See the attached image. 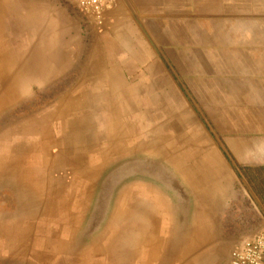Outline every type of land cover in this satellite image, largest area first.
<instances>
[{"label":"crops","instance_id":"obj_1","mask_svg":"<svg viewBox=\"0 0 264 264\" xmlns=\"http://www.w3.org/2000/svg\"><path fill=\"white\" fill-rule=\"evenodd\" d=\"M47 10L0 0V264H230L264 217L242 231L211 198L181 219L151 213L146 203L160 199L138 185L113 198L106 170L130 153L186 149L174 127L189 125L179 95L194 85L214 112L208 125L254 127L264 143V0H111L101 25L93 20L88 69L72 74L53 61ZM203 140L216 156L217 141ZM91 205L110 208L87 235Z\"/></svg>","mask_w":264,"mask_h":264},{"label":"rangeland","instance_id":"obj_2","mask_svg":"<svg viewBox=\"0 0 264 264\" xmlns=\"http://www.w3.org/2000/svg\"><path fill=\"white\" fill-rule=\"evenodd\" d=\"M42 1L48 8L49 37L54 42L51 47L54 53L53 61L58 64L57 71L72 74L87 70L90 47L96 39L93 18L77 10L67 0ZM60 65L63 66L61 70ZM193 87L196 89L195 85ZM194 88L179 95L183 103L186 102L192 108L190 116L182 115L189 121V125L178 124L174 127L177 131V146L186 149L170 153L161 152L159 156L157 153L152 155L151 151L130 153L127 158L113 160L106 170V173L110 170L114 173L111 195L113 198L120 197L126 185L134 191L136 185L143 186L145 200H161L160 207L146 203L145 210L150 209L153 213V209L162 208L164 213L176 215L178 219L187 214L196 215L198 204L211 198L215 202L211 209L226 212L231 216H240L242 231L258 227L264 217L259 208L263 207L264 164L257 166V163H264V158L256 156L264 155V143L255 142L254 127L215 128L208 125L206 114L214 112H209L208 97L196 93ZM44 110L35 111L34 118L43 115ZM161 128L162 131L173 129L168 125ZM143 130H152V127H144ZM190 135L193 137L191 143L185 139ZM205 137H208L210 142L216 140L220 146L216 156L201 150ZM229 138L241 139L246 142L245 146L237 144L236 150L229 143L225 145L224 142ZM239 154L242 158L238 157ZM153 190L158 191L159 198L154 197ZM227 194L229 195L226 198ZM98 197L99 187L92 197V204ZM109 208L93 205L87 208L83 232L88 235L101 231ZM163 212L160 213L164 214ZM232 225L230 222L229 226ZM7 235L11 236L8 232ZM81 241L85 240L82 238Z\"/></svg>","mask_w":264,"mask_h":264},{"label":"built area","instance_id":"obj_3","mask_svg":"<svg viewBox=\"0 0 264 264\" xmlns=\"http://www.w3.org/2000/svg\"><path fill=\"white\" fill-rule=\"evenodd\" d=\"M101 25L111 0H67ZM230 264H264V225L244 237L230 252Z\"/></svg>","mask_w":264,"mask_h":264},{"label":"bare ground","instance_id":"obj_4","mask_svg":"<svg viewBox=\"0 0 264 264\" xmlns=\"http://www.w3.org/2000/svg\"><path fill=\"white\" fill-rule=\"evenodd\" d=\"M0 15H1V14H0ZM2 44H3V43H2ZM2 44H1V45H2ZM1 47L4 48L3 45H2ZM5 48H6V47H5ZM0 50H1V49H0ZM0 58H1V57H0ZM130 183H131V182H130ZM124 186H125V185H124ZM129 186H130V185H129ZM126 190H127V189H126ZM137 192H138V191H137ZM126 197H127V196H126ZM138 197H139V196H138ZM150 203H151V202H150ZM153 210H155V209H153ZM148 212H149V211H148ZM155 213H156V212H155ZM157 213H158V212H157ZM157 213H156V214H157ZM158 214H159V213H158ZM151 215H152V214H151ZM157 216H158V215H157ZM147 217H148V216H147ZM149 217H150V216H149ZM153 217H154V216H153ZM157 218H158V217H157ZM135 226H136V225H135ZM137 229H138V228H137ZM151 234H152V233H151ZM157 237H158V236H157ZM138 240H139V239H138ZM130 241H131V240H130ZM155 242H156V240H155ZM132 243H133V242H132Z\"/></svg>","mask_w":264,"mask_h":264},{"label":"trees","instance_id":"obj_5","mask_svg":"<svg viewBox=\"0 0 264 264\" xmlns=\"http://www.w3.org/2000/svg\"><path fill=\"white\" fill-rule=\"evenodd\" d=\"M263 174H264V171H263Z\"/></svg>","mask_w":264,"mask_h":264}]
</instances>
